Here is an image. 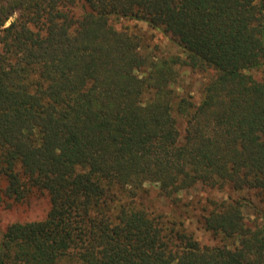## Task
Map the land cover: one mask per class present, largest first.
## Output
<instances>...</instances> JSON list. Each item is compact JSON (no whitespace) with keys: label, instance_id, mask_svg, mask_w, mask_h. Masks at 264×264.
<instances>
[{"label":"trees","instance_id":"1","mask_svg":"<svg viewBox=\"0 0 264 264\" xmlns=\"http://www.w3.org/2000/svg\"><path fill=\"white\" fill-rule=\"evenodd\" d=\"M254 71L264 0H0V207L49 201L0 227V264H264ZM188 73L205 79L198 102L178 90ZM197 186L227 191L196 203L230 244H201L148 203Z\"/></svg>","mask_w":264,"mask_h":264},{"label":"rangeland","instance_id":"2","mask_svg":"<svg viewBox=\"0 0 264 264\" xmlns=\"http://www.w3.org/2000/svg\"><path fill=\"white\" fill-rule=\"evenodd\" d=\"M8 24V22L6 23ZM138 28L145 33L151 44H158L161 51L164 52H176L177 48L163 35L160 31L148 26L143 22L135 23ZM257 76L264 75V71H254ZM204 77L198 73H188L183 75L178 85L180 93H187L192 96L193 100L198 102L201 98V89L204 83ZM181 122V120H180ZM180 128L182 126L180 125ZM227 191H220L216 189H204L200 186L185 190L181 192L178 197V204H170L166 199H162L156 194V190L151 189L149 193L148 203L151 206H155L159 209L166 211L169 215L181 218L185 224V227L193 233L194 237L205 245H217L224 243L219 237H215L210 232L204 230L201 223L197 220V209L200 204L205 203L206 197L221 198ZM200 200V204L196 203ZM195 205V206H194ZM49 207V201L46 196L41 195L34 197L28 202H25L21 206H12L7 209L0 207V227L3 229L5 226L15 220H33L40 219L44 216L46 210ZM196 207V209H194ZM245 214L251 215L253 209L250 207L244 208ZM225 243H229L227 241Z\"/></svg>","mask_w":264,"mask_h":264}]
</instances>
